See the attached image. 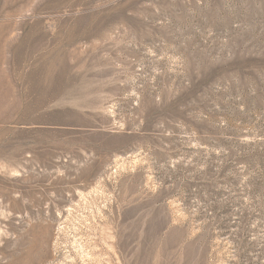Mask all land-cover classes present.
Wrapping results in <instances>:
<instances>
[{"label": "rangeland", "instance_id": "374dc122", "mask_svg": "<svg viewBox=\"0 0 264 264\" xmlns=\"http://www.w3.org/2000/svg\"><path fill=\"white\" fill-rule=\"evenodd\" d=\"M0 264H264V0H0Z\"/></svg>", "mask_w": 264, "mask_h": 264}]
</instances>
